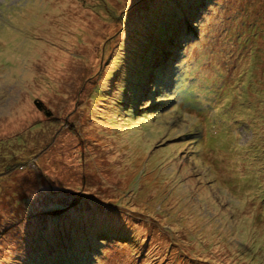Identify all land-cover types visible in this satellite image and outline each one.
Listing matches in <instances>:
<instances>
[{"label":"rangeland","instance_id":"obj_1","mask_svg":"<svg viewBox=\"0 0 264 264\" xmlns=\"http://www.w3.org/2000/svg\"><path fill=\"white\" fill-rule=\"evenodd\" d=\"M0 264H264V0H0Z\"/></svg>","mask_w":264,"mask_h":264},{"label":"trees","instance_id":"obj_2","mask_svg":"<svg viewBox=\"0 0 264 264\" xmlns=\"http://www.w3.org/2000/svg\"><path fill=\"white\" fill-rule=\"evenodd\" d=\"M143 39H147V37L145 36V37H143ZM142 41V40H141ZM148 42V41H147ZM150 48H148L147 50H149ZM168 52H170L171 53V50H167ZM169 53V54H170ZM169 56V55H168ZM150 62L151 63H154V60H153V58L150 60ZM157 63V62H156ZM151 68V67H150ZM155 72H156V74H161L162 73V71H161V69H160V65H159V68L157 67V69H155ZM153 82V81H152ZM36 104L38 105V107L42 110V111H44L46 114H50L51 113V110L41 101V100H36ZM19 165H21V162L19 163ZM62 211V209H55L53 212H57V213H59V212H61Z\"/></svg>","mask_w":264,"mask_h":264}]
</instances>
